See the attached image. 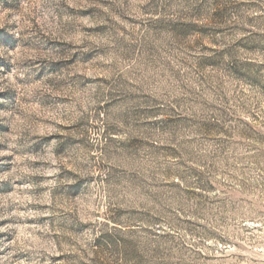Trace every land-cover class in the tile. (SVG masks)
Returning <instances> with one entry per match:
<instances>
[{
    "label": "rangeland",
    "instance_id": "374dc122",
    "mask_svg": "<svg viewBox=\"0 0 264 264\" xmlns=\"http://www.w3.org/2000/svg\"><path fill=\"white\" fill-rule=\"evenodd\" d=\"M0 264H264V0H0Z\"/></svg>",
    "mask_w": 264,
    "mask_h": 264
}]
</instances>
